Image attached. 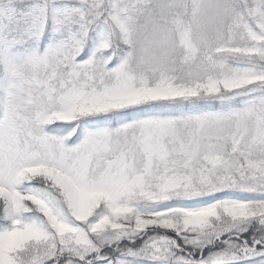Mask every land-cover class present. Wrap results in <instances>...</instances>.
I'll use <instances>...</instances> for the list:
<instances>
[{"label":"rangeland","instance_id":"obj_1","mask_svg":"<svg viewBox=\"0 0 264 264\" xmlns=\"http://www.w3.org/2000/svg\"><path fill=\"white\" fill-rule=\"evenodd\" d=\"M253 221L264 0H0V264H264Z\"/></svg>","mask_w":264,"mask_h":264},{"label":"trees","instance_id":"obj_2","mask_svg":"<svg viewBox=\"0 0 264 264\" xmlns=\"http://www.w3.org/2000/svg\"><path fill=\"white\" fill-rule=\"evenodd\" d=\"M118 44L119 43H117V45ZM209 103L217 104V102H215V101L214 102L210 101ZM180 105L184 109H188L191 106L189 103H185V102L180 103ZM170 107H176V106L170 105ZM139 109H142V107H133V108H131L129 110L134 111V110H139ZM110 116H112V115H104V114H102V115H98L97 117H95V119L98 120V121L99 120L101 121V120L110 118ZM238 229H239V227L237 225H235V226L232 227L231 231L233 230V233H236V234L237 233L238 234H242V230H238ZM247 229H249V231L246 230V231L249 232V233H247L248 236L246 234V236L248 237V240H251L252 243L254 241H256V240H260V241L264 242V226H263V224L259 225V224H257L256 221H253V223ZM221 235H222V237H221L222 240L230 237V234H221ZM159 236H160V234L158 232H153V233H149L148 235L144 236L139 241H143V242L145 241L147 243L149 241H152V239L157 238ZM132 239H136V237H131L130 236L128 238H125V237L124 238H120L111 247H105L104 253L107 254L108 258H110V257L114 258V257L126 255L129 251H135V250L138 249L137 246L139 245L140 242L136 241V240H135V242H132ZM179 241H180L179 242L180 245H182L184 247V249L187 250V252H188L187 255L190 258H193L194 260L198 259L199 257H201V255H202L201 250L203 251V253H206L209 250V248H210L211 251L216 249V247H213L211 245L208 246L206 241L201 240V236H198L195 240L188 239V241H185L184 243L182 242V239H179ZM230 242H232V241L230 240ZM235 253L244 256L242 259H240V261H243V262L246 259H248V257L251 255L250 251H246V248L240 247V246L239 247H234L229 252L230 255H233ZM221 264H225V263H221ZM226 264H242V263H238L237 261H234V262H230V263H226Z\"/></svg>","mask_w":264,"mask_h":264}]
</instances>
